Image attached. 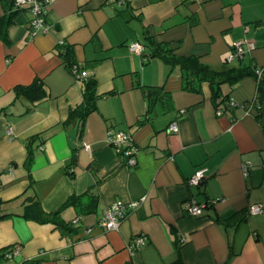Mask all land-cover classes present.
Here are the masks:
<instances>
[{"label":"crops","instance_id":"0c3cea01","mask_svg":"<svg viewBox=\"0 0 264 264\" xmlns=\"http://www.w3.org/2000/svg\"><path fill=\"white\" fill-rule=\"evenodd\" d=\"M10 1L0 0V15L10 12ZM31 17L20 8L7 27L8 41L0 37V200L32 189L48 212L73 194L87 192L97 202L80 215L71 205L61 209L64 223L78 218L68 234L21 216L0 219V248L17 249L4 264H264V213L246 214L250 205H264V114L258 117L256 79L249 74L222 83V96L244 107L229 108L225 100L217 114L207 82L189 91L181 72L147 47L142 54L129 50L146 31L213 69L264 68V0H48L49 29L33 36ZM239 39L251 40L254 49L227 62ZM59 41L96 82L95 109L82 131L77 119L64 123L81 104L82 89L58 53ZM36 78L43 82L41 98L17 95L15 86ZM143 86H162L163 98L148 107ZM175 119L178 131L169 133ZM108 128L132 135L138 148L133 165L107 144ZM199 167L206 178L187 185ZM189 196L204 205L200 214L184 212ZM118 200L139 204L117 229L104 230L98 221ZM237 212L242 221H224ZM137 235L144 242L132 248Z\"/></svg>","mask_w":264,"mask_h":264},{"label":"trees","instance_id":"16d2710c","mask_svg":"<svg viewBox=\"0 0 264 264\" xmlns=\"http://www.w3.org/2000/svg\"><path fill=\"white\" fill-rule=\"evenodd\" d=\"M10 4V12L8 14L4 13L0 15V37L5 41H8L7 27L13 22L14 16L20 9L14 8L12 0L10 1ZM142 43L144 45V51L145 47L149 49L150 56L161 59L162 61L167 63L171 67V69L177 68L181 72L184 78L185 89L193 92H199V84H201L202 82H207L211 87V99L218 109L221 103H223L225 100H228V98L226 99L225 95L222 96L221 94L222 83L227 82L232 85L240 78L249 74L253 75L256 79L253 70L257 65L250 64L247 66H232L222 70L213 69L207 64L203 63L196 55L177 54L168 42L156 41L146 31H143ZM57 50L60 55H63L65 57L66 65L68 69L71 70V67L74 64H77V62L71 59L70 48L63 43L61 45H58ZM85 65H78V69L84 70L87 66ZM78 80L81 83L82 102L78 106L70 108L68 115L64 120V123H67L72 119H77L80 123L79 130L82 131V125L85 117L95 109L97 93L96 82L94 78H92L91 76H87ZM143 88L148 100V107H151L154 102L163 98L162 86H143ZM15 92H17V95H25L33 101L35 99L41 98L44 95L45 90L42 80L40 78H36L27 85L15 86ZM262 92H264V88L262 86L261 77L257 81V97L259 98L260 102V104L258 103V117L260 118L264 114V102L262 99H260ZM224 104L226 106V102H224ZM37 138H39V135H34L29 138V141L27 143V155L25 160V164L27 165V167H29L33 161L32 142ZM72 158V163H74V156ZM31 187L32 186L30 184L28 188ZM89 196L87 192L82 195H70L57 210L48 212L43 209L41 201L39 200L35 192L32 191V189L29 191L25 190L20 195L9 200H0V219L12 216H21L25 219L33 220L39 223H52L54 227H57L61 231L62 234L72 233V231L75 230L74 224L71 222L64 223L61 220L59 213L62 208L69 205L77 209L78 215L93 211L97 202V197L96 195ZM244 218L245 216L243 212H237L226 218L224 221L237 223L242 221ZM14 250H16L17 253V249L14 246L1 247L0 262L5 260H12L15 255L12 258H9L8 255ZM34 261L35 260L33 259L25 260L18 264H31Z\"/></svg>","mask_w":264,"mask_h":264},{"label":"built area","instance_id":"2783aa9c","mask_svg":"<svg viewBox=\"0 0 264 264\" xmlns=\"http://www.w3.org/2000/svg\"><path fill=\"white\" fill-rule=\"evenodd\" d=\"M14 8L27 7L32 17L29 20V35L33 36L38 33L46 32L49 29V24L46 21L45 15L47 12L48 0H12ZM63 41H59L58 45L63 44ZM255 44L248 39H239L233 42L229 53L226 56V61L231 62L233 60H242L247 53L253 50ZM129 50L136 54H142L144 52V45L139 41H134L129 44ZM263 67L256 66L253 70L254 75L256 76V81H258L263 74ZM72 73L78 79L87 77L88 75L84 70H79L78 65L74 64L71 67ZM254 102L250 104L253 105ZM242 106L244 104L237 103L232 99L226 101V106L231 108L234 106ZM250 106H247L245 110L246 113L249 112ZM221 109H217V114L221 113ZM180 113H183L184 110H179ZM167 131L169 133H176L178 131L177 120H172L168 127ZM10 134V130H8ZM106 142L118 155H121L125 158L126 164L133 165L135 163V154L138 150L137 146L134 143L132 135L120 128H108L106 131ZM83 147L87 150H90V146L86 143H83ZM242 171L244 174L247 173L250 165L246 162L242 164ZM206 178V169L204 167L197 168L191 176L187 179V185L189 186H198ZM139 201H132L129 203H123L121 201H115L112 204L108 205L102 216L98 221V225L104 230H113L117 229L120 222L132 212ZM204 205L197 202L194 196H189L186 200L183 201V210L189 215H198L202 212ZM264 213L263 204H253L247 208L248 215L262 214ZM78 218L73 220V223H76ZM90 229L87 228L86 232ZM184 239H182L183 241ZM144 242V237L142 235L134 236L131 240L130 246L132 248L137 247L139 244ZM16 254V250L9 253V258H12Z\"/></svg>","mask_w":264,"mask_h":264},{"label":"rangeland","instance_id":"374dc122","mask_svg":"<svg viewBox=\"0 0 264 264\" xmlns=\"http://www.w3.org/2000/svg\"><path fill=\"white\" fill-rule=\"evenodd\" d=\"M9 261L8 260H5V261L0 262V264L9 263Z\"/></svg>","mask_w":264,"mask_h":264},{"label":"bare ground","instance_id":"6f19581e","mask_svg":"<svg viewBox=\"0 0 264 264\" xmlns=\"http://www.w3.org/2000/svg\"><path fill=\"white\" fill-rule=\"evenodd\" d=\"M77 218V217H76Z\"/></svg>","mask_w":264,"mask_h":264}]
</instances>
